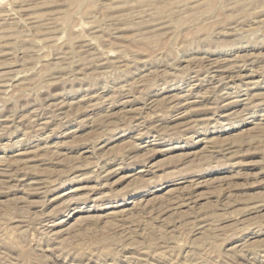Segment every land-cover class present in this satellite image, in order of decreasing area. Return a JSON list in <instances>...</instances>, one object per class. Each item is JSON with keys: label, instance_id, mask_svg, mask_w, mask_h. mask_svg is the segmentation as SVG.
Wrapping results in <instances>:
<instances>
[{"label": "rangeland", "instance_id": "rangeland-1", "mask_svg": "<svg viewBox=\"0 0 264 264\" xmlns=\"http://www.w3.org/2000/svg\"><path fill=\"white\" fill-rule=\"evenodd\" d=\"M0 163V264H264V0H0Z\"/></svg>", "mask_w": 264, "mask_h": 264}, {"label": "bare ground", "instance_id": "bare-ground-1", "mask_svg": "<svg viewBox=\"0 0 264 264\" xmlns=\"http://www.w3.org/2000/svg\"><path fill=\"white\" fill-rule=\"evenodd\" d=\"M91 98V97H90ZM2 161V160H1ZM1 164V163H0Z\"/></svg>", "mask_w": 264, "mask_h": 264}]
</instances>
